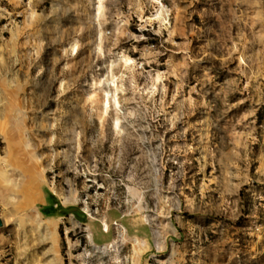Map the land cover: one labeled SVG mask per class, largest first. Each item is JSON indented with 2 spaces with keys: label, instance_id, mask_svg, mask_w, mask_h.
<instances>
[{
  "label": "rangeland",
  "instance_id": "1",
  "mask_svg": "<svg viewBox=\"0 0 264 264\" xmlns=\"http://www.w3.org/2000/svg\"><path fill=\"white\" fill-rule=\"evenodd\" d=\"M98 1L0 0V264H264V0Z\"/></svg>",
  "mask_w": 264,
  "mask_h": 264
},
{
  "label": "trees",
  "instance_id": "2",
  "mask_svg": "<svg viewBox=\"0 0 264 264\" xmlns=\"http://www.w3.org/2000/svg\"><path fill=\"white\" fill-rule=\"evenodd\" d=\"M73 211L71 209H65L58 204L55 196L50 192H47L46 203L40 206V212L45 218L67 216L69 213H73Z\"/></svg>",
  "mask_w": 264,
  "mask_h": 264
},
{
  "label": "water",
  "instance_id": "3",
  "mask_svg": "<svg viewBox=\"0 0 264 264\" xmlns=\"http://www.w3.org/2000/svg\"><path fill=\"white\" fill-rule=\"evenodd\" d=\"M3 221H2V219L0 218V229L3 227Z\"/></svg>",
  "mask_w": 264,
  "mask_h": 264
},
{
  "label": "bare ground",
  "instance_id": "4",
  "mask_svg": "<svg viewBox=\"0 0 264 264\" xmlns=\"http://www.w3.org/2000/svg\"><path fill=\"white\" fill-rule=\"evenodd\" d=\"M99 1H100V0H99ZM99 1H98V2H99ZM98 2H97V4H99ZM100 3H101V2H100ZM97 6H98V7H97ZM97 6H96V7L99 9V8H100L99 5H97ZM96 10H97V9H96ZM96 12H97V11H96ZM156 16H157V15H156Z\"/></svg>",
  "mask_w": 264,
  "mask_h": 264
},
{
  "label": "crops",
  "instance_id": "5",
  "mask_svg": "<svg viewBox=\"0 0 264 264\" xmlns=\"http://www.w3.org/2000/svg\"><path fill=\"white\" fill-rule=\"evenodd\" d=\"M45 203H46V199L43 200V204H45Z\"/></svg>",
  "mask_w": 264,
  "mask_h": 264
}]
</instances>
